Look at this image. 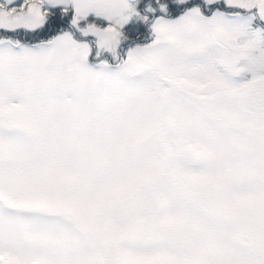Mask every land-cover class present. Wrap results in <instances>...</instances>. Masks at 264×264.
Instances as JSON below:
<instances>
[{"label":"snow or ice","instance_id":"snow-or-ice-1","mask_svg":"<svg viewBox=\"0 0 264 264\" xmlns=\"http://www.w3.org/2000/svg\"><path fill=\"white\" fill-rule=\"evenodd\" d=\"M138 3L0 0V264H264V0Z\"/></svg>","mask_w":264,"mask_h":264},{"label":"rangeland","instance_id":"rangeland-1","mask_svg":"<svg viewBox=\"0 0 264 264\" xmlns=\"http://www.w3.org/2000/svg\"><path fill=\"white\" fill-rule=\"evenodd\" d=\"M16 4H19L21 0H14ZM161 3L165 4L167 12L166 15L160 13L158 9V5L156 3V0H139V3L136 5L137 9L141 12L142 15H147L150 18L152 17L153 13H146L144 9L147 6L152 7L153 9H156L155 15L160 16L164 15V18L166 19H176L180 15L183 14V12L187 9H190L192 7H200L201 11L205 15H209L210 13L205 9L203 0H185V3H177L176 0H161ZM11 6V5H10ZM172 11L175 12L174 15L171 17L169 16ZM65 19V23L67 27L68 20H70V16ZM85 22L87 23H95L97 26L104 27L107 25V21H105L103 18L95 17L94 14H90L86 21L81 22V26H84ZM121 32L124 34L125 39L121 42L119 52L121 55H124L128 47L135 46L139 41L142 40L141 45L148 43L152 39L151 29H150V23H145L144 21L136 18L135 16L131 17L129 21L121 28ZM75 38L80 39L79 33L75 34ZM88 40H91L92 37H88ZM99 59L106 60L109 64H113L114 61L110 54L104 53ZM97 64L98 60L95 58V49H93V54L89 56L87 60V66L93 68L94 70H97Z\"/></svg>","mask_w":264,"mask_h":264},{"label":"trees","instance_id":"trees-1","mask_svg":"<svg viewBox=\"0 0 264 264\" xmlns=\"http://www.w3.org/2000/svg\"><path fill=\"white\" fill-rule=\"evenodd\" d=\"M173 13H171L169 16L171 17L172 15H174L175 14V12L174 11H172ZM64 19V18H63ZM64 26H66V23H65V19H64ZM141 42H142V40L141 41H139V43H137V44H141Z\"/></svg>","mask_w":264,"mask_h":264}]
</instances>
